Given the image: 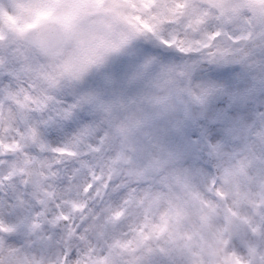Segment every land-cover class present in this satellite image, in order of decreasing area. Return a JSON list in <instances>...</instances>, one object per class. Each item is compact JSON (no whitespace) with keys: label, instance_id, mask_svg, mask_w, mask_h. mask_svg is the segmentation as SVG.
<instances>
[{"label":"snow or ice","instance_id":"6c2138e0","mask_svg":"<svg viewBox=\"0 0 264 264\" xmlns=\"http://www.w3.org/2000/svg\"><path fill=\"white\" fill-rule=\"evenodd\" d=\"M179 194L240 225L214 264H264V23L139 41L63 77L0 63V264H126L122 238Z\"/></svg>","mask_w":264,"mask_h":264},{"label":"rangeland","instance_id":"374dc122","mask_svg":"<svg viewBox=\"0 0 264 264\" xmlns=\"http://www.w3.org/2000/svg\"><path fill=\"white\" fill-rule=\"evenodd\" d=\"M39 18L55 19L68 29L69 44L61 57L47 58L26 42L25 33ZM241 21L264 23V0H0V63L15 59L30 75L63 77L139 41L179 37L191 48L216 25ZM233 191L235 215L244 219L251 189L238 179ZM239 227L231 220L225 225L219 209L201 208L195 197L179 194L153 203L143 234L122 238L128 243L120 253L126 264L161 253L172 264H214L222 254L220 235H235Z\"/></svg>","mask_w":264,"mask_h":264},{"label":"water","instance_id":"95a60500","mask_svg":"<svg viewBox=\"0 0 264 264\" xmlns=\"http://www.w3.org/2000/svg\"><path fill=\"white\" fill-rule=\"evenodd\" d=\"M54 24H55V27H56L57 31L62 32L63 35H64V38H65V45L63 46V48H61V49H56V45H58V44H57V43H53V42L50 43L49 45H40V44H38V43H36V42L30 41V40L28 41V42H30V43L36 45V46H39V47L41 48V51H42L46 56H50V57H51V56H52V57H57V56L61 55V54L63 53V51L65 50V48H66V46H67V43H68V41H69V39H68V35H67L66 31H64L63 29H61L57 23H54ZM36 31H37V30H36ZM27 39H28V37H27ZM49 46H50V47H49Z\"/></svg>","mask_w":264,"mask_h":264}]
</instances>
